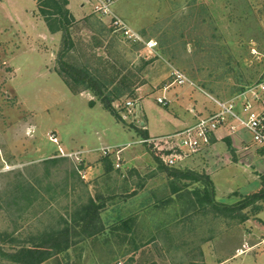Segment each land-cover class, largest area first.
Wrapping results in <instances>:
<instances>
[{"label": "rangeland", "instance_id": "obj_1", "mask_svg": "<svg viewBox=\"0 0 264 264\" xmlns=\"http://www.w3.org/2000/svg\"><path fill=\"white\" fill-rule=\"evenodd\" d=\"M94 4L69 0L67 61L105 85L123 123L91 91L68 87L59 72L63 33L50 32L36 2L0 0V247L53 244L65 232L61 252L43 264H263L264 201L233 213L202 203V182L170 178L139 143L126 103L140 105L157 137L196 104L212 108L203 91L231 100L253 86L264 73V0H115L114 13L153 48L123 38ZM171 67L194 86L164 91ZM174 94L181 101L157 102ZM236 135L251 142L243 129ZM226 146L177 169L210 176L224 168L216 200L235 206L261 188L264 154L224 167L239 156ZM60 147L85 152L82 162ZM108 147L121 151L120 168L115 155L103 156ZM91 204L99 219L88 226L80 218ZM246 243L251 250L243 252ZM0 264L12 263L0 253Z\"/></svg>", "mask_w": 264, "mask_h": 264}, {"label": "built area", "instance_id": "obj_2", "mask_svg": "<svg viewBox=\"0 0 264 264\" xmlns=\"http://www.w3.org/2000/svg\"><path fill=\"white\" fill-rule=\"evenodd\" d=\"M94 1L95 12L102 17L110 18L115 31L119 32L123 38L129 41L144 42L140 34L131 29L124 20L114 13L115 0ZM145 44L150 48L156 46L151 41ZM170 76L172 82L169 87L175 85L194 86L187 75L175 67H171ZM203 92L213 101L214 106L212 108L206 107L203 112L191 110L194 112L195 119L190 125L167 135L141 138L139 143L148 145L160 161L170 168L186 166L196 157L209 153L217 141L236 135L240 129L247 131L251 136V142L258 149L264 151V73L253 86L248 87L231 100H223ZM157 102L161 105H167L165 96L159 97ZM126 105L129 112L137 120V127L147 130L146 120L142 116L140 105L133 101H128ZM221 132L225 133L224 137L220 136ZM53 142L58 143L56 137ZM59 150L64 157H75L74 159L80 163L82 159L79 155L85 154V152L76 155L65 154L61 147ZM111 155L116 156V167L120 168L121 151L109 147L103 149L104 157ZM243 248V252L251 250L247 243L243 245Z\"/></svg>", "mask_w": 264, "mask_h": 264}, {"label": "trees", "instance_id": "obj_3", "mask_svg": "<svg viewBox=\"0 0 264 264\" xmlns=\"http://www.w3.org/2000/svg\"><path fill=\"white\" fill-rule=\"evenodd\" d=\"M34 1L36 2L38 15L44 19L50 32L63 33V49L59 55V72L61 76L64 77L68 87L73 92H76L79 89L91 91L100 100L103 108L111 113L117 122L123 123L122 117L113 106V100L109 95H105V85L98 79L93 78L86 69L79 68L67 61L68 53L73 47V39L70 29L74 21V17L69 9V0ZM136 132L141 138L146 139L150 137L147 130L136 127ZM166 172L172 179L202 182L205 186L200 193H197L199 200L202 203L213 206L214 209L219 212L233 213L235 210L243 211L260 201H264V176H261V188L257 192L246 196L243 201L236 203L235 206L226 204L221 206L216 200V187L210 176L200 175L187 168H184L183 170L170 168L166 169ZM15 195L16 194H14L12 198H16ZM97 215L94 204L88 205L85 207L80 221L88 226L93 225V223L99 219ZM60 236L66 237L65 232L59 234L57 239L54 238L57 241L53 244H50L47 240L42 243H34L30 247H21L19 250H14L12 252H6L0 247V253L4 259L12 264H43L54 255V252H61L62 249L58 242L61 239ZM1 237L2 236H0V241Z\"/></svg>", "mask_w": 264, "mask_h": 264}, {"label": "crops", "instance_id": "obj_4", "mask_svg": "<svg viewBox=\"0 0 264 264\" xmlns=\"http://www.w3.org/2000/svg\"><path fill=\"white\" fill-rule=\"evenodd\" d=\"M70 8H71V1H70ZM167 90H169V86H167ZM165 90L164 88V91H167ZM182 99V96H177L174 94L173 97L169 98V99H166L167 100V104L168 102L171 104L174 100H178ZM197 104L195 105V107H193L192 109H190V117L188 118H181V117H175L173 118V121H172V124L170 125L172 128V133L173 132H176L180 129H183L184 127L190 125L191 123L194 122V112H203L204 109H197ZM191 110H194V112H191ZM177 116V115H176ZM147 131L149 132V130L147 129ZM149 136H151L150 132H149ZM220 136L221 137H224L225 136V133L224 132H221L220 133ZM226 145H231V150L232 152H230L231 154H236V155H239L238 157L237 156H233V159L231 158H228V156H226V158H228V161H229V164L225 165L224 167L228 166V165H232V166H239V165H243L245 162L248 163V159L251 158V157H254V155H263L264 154V151L263 150H260L258 149V147L254 148L252 143L247 141V140H244V138H241L239 136H235L233 135L232 137H228V138H225L223 140H219L216 142V144L213 146L212 150L213 151H218L217 148L219 150H223L226 152L227 150V146ZM226 148V150L224 149ZM211 150V151H212ZM210 151V152H211ZM227 155V153H226ZM216 171L210 173V177L212 179V181L214 182V184L216 183L215 182V177L217 176V174H219L220 171H222L224 168H215ZM257 175H260L258 172H257ZM261 176H264V175H261ZM86 178H87V175H86ZM261 178V177H260ZM216 187V185H215ZM217 192V190H216ZM218 194V192H217ZM262 216H264V212L262 213ZM264 219V218H263ZM264 243V242H263ZM263 246V244H262ZM260 255H257L259 256V259L260 260H263L264 259V250L262 249V251H260ZM259 254V253H258ZM264 264V263H263Z\"/></svg>", "mask_w": 264, "mask_h": 264}]
</instances>
